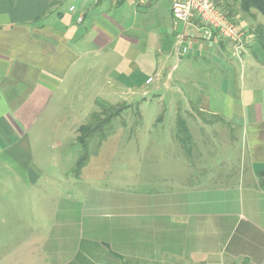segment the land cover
<instances>
[{
    "label": "crops",
    "instance_id": "obj_1",
    "mask_svg": "<svg viewBox=\"0 0 264 264\" xmlns=\"http://www.w3.org/2000/svg\"><path fill=\"white\" fill-rule=\"evenodd\" d=\"M126 1L0 0V159L17 163L32 183L43 173L31 137L39 117L80 107L86 98L93 114L119 98L162 91L176 113H188L178 124L197 146L195 153L169 157L177 176L173 187L141 186L145 202L123 203L119 216L110 206L105 217L91 215L86 238L76 233L70 244L67 235L59 236L54 249L46 248L48 257L52 264H264V189L258 175L264 171V87L233 94L225 76L237 64L247 80L262 76L261 25L232 18L246 33L237 51L216 33L205 39L196 22L176 24L172 13L165 24L150 19V6L158 0H134L130 19L123 11ZM178 34L191 54L179 51ZM149 77L153 81L147 83ZM199 80L210 88L196 89ZM201 114H228L230 123L238 117L248 153L237 161L230 153L211 154L208 145H230L233 139L212 141L205 130L208 123L218 126ZM195 127L203 132L201 148ZM158 194L170 197L155 203Z\"/></svg>",
    "mask_w": 264,
    "mask_h": 264
},
{
    "label": "rangeland",
    "instance_id": "obj_2",
    "mask_svg": "<svg viewBox=\"0 0 264 264\" xmlns=\"http://www.w3.org/2000/svg\"><path fill=\"white\" fill-rule=\"evenodd\" d=\"M218 1H222L226 13L229 10L226 4L232 5L235 10L233 18L264 26V17L256 13L252 18L240 8V1ZM169 4V0L156 1L150 6L149 16L145 13V17L165 24L171 17ZM136 8L134 0H127L123 11L131 19ZM259 48L258 63L263 66L264 47L260 45ZM226 55L236 58L229 49H226ZM244 66L248 68V63ZM235 68L236 72L225 75L228 92L236 94L244 87H264V66L260 78L251 75L248 80L241 77L244 69L239 64ZM195 88L203 91L209 89L210 84L205 86L203 80H199ZM160 93L163 96H159ZM119 99L116 105H112L121 110L119 116L112 120V128H106L105 135L98 133L91 139L87 151L89 157L82 167L78 164L85 151L77 137L79 128L91 121L93 106L88 98L80 107L69 106L66 112L62 110V113H47L39 117L31 134L35 164L43 170L36 184L24 177L23 169H18L17 163L0 159V264H52L46 248L54 249L57 238L62 235H67V243L70 244L76 233L81 235L84 232L86 238V224L91 215L102 218L112 208L109 211L115 209L114 214L119 216L123 214V203L145 202L146 196L140 194L143 185L158 187V190L173 187L175 182H170L177 176L172 171L174 161L169 157L197 151L193 141L187 143L178 139L177 118L182 115L187 119L188 113H176L170 105V98L165 97L162 91L147 98L141 95L125 101ZM184 102L185 98H182L180 106ZM201 115L208 120L210 117V121L216 124L214 126H218L213 128L205 123L208 126L205 131L213 138L212 141L218 137L233 139L230 145H208L212 148L208 149L211 154L230 153L236 155L237 161V155L248 153L245 131L237 122L238 117L230 123L228 114ZM192 132L198 142L203 132L196 127ZM207 139L204 138L205 143L202 144L205 149L208 148ZM202 141L201 137L198 142L200 148ZM182 168L183 162H180V170ZM184 171H180L178 177H183ZM156 197L155 203L170 197V194H158ZM72 261L75 262L74 259Z\"/></svg>",
    "mask_w": 264,
    "mask_h": 264
},
{
    "label": "built area",
    "instance_id": "obj_3",
    "mask_svg": "<svg viewBox=\"0 0 264 264\" xmlns=\"http://www.w3.org/2000/svg\"><path fill=\"white\" fill-rule=\"evenodd\" d=\"M171 13L176 24L189 25L196 22L203 29L204 38L211 39L214 33L222 39L234 42L237 51L243 49L246 42V33L239 25L229 18L218 0H170ZM71 10H75L72 6ZM82 19L79 18V21ZM183 34H178L177 46L181 53L191 54V48L187 46ZM153 81V77L147 79V83Z\"/></svg>",
    "mask_w": 264,
    "mask_h": 264
},
{
    "label": "trees",
    "instance_id": "obj_4",
    "mask_svg": "<svg viewBox=\"0 0 264 264\" xmlns=\"http://www.w3.org/2000/svg\"><path fill=\"white\" fill-rule=\"evenodd\" d=\"M240 1V8L247 14H251L256 16L255 13H258L264 17V0H238ZM222 1H218L219 5ZM223 7V6H222ZM226 8L229 9L226 13L228 17L233 18V13H235L234 8L231 4H226ZM224 9V8H223ZM222 9V10H223ZM225 11V10H224ZM226 12V11H225ZM261 34H260V44L264 47V26H261ZM121 110L116 108V106H110L108 109L102 110L100 113H93L91 115V121L85 125H82L78 130L77 142L82 145L84 149V155L80 158L78 167H82L86 164L89 154L88 148L91 139L94 138L98 133L104 134L106 128L110 127L112 120L119 116ZM106 134V132H105ZM104 134V135H105ZM178 138L184 142L191 141V137L188 135V130L183 126V124L179 127ZM187 149V148H186ZM260 186L264 189V171L260 172Z\"/></svg>",
    "mask_w": 264,
    "mask_h": 264
}]
</instances>
